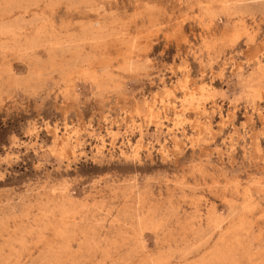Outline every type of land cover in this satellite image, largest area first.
I'll list each match as a JSON object with an SVG mask.
<instances>
[{
  "label": "rangeland",
  "instance_id": "374dc122",
  "mask_svg": "<svg viewBox=\"0 0 264 264\" xmlns=\"http://www.w3.org/2000/svg\"><path fill=\"white\" fill-rule=\"evenodd\" d=\"M0 264H264V0H0Z\"/></svg>",
  "mask_w": 264,
  "mask_h": 264
}]
</instances>
